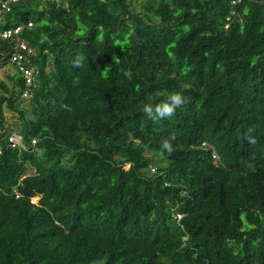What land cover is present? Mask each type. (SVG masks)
<instances>
[{
  "label": "trees",
  "instance_id": "trees-1",
  "mask_svg": "<svg viewBox=\"0 0 264 264\" xmlns=\"http://www.w3.org/2000/svg\"><path fill=\"white\" fill-rule=\"evenodd\" d=\"M10 5L38 76L0 39V264H264V0Z\"/></svg>",
  "mask_w": 264,
  "mask_h": 264
},
{
  "label": "built area",
  "instance_id": "built-area-1",
  "mask_svg": "<svg viewBox=\"0 0 264 264\" xmlns=\"http://www.w3.org/2000/svg\"><path fill=\"white\" fill-rule=\"evenodd\" d=\"M17 0H3L0 4V20H4L6 14L11 9V2ZM239 0H233V3L236 4ZM233 13H236L235 11ZM230 19V17L228 18ZM25 24L20 23L19 25L13 28L0 29V39H11L13 37L17 38V46L11 54V62L15 63L17 68L23 74L26 84L28 87L23 91L22 96L24 98H30L32 96L31 87L36 84V79L38 76V71L36 67L31 64H27L29 61V54L33 52V49L28 45L27 41L20 37L19 34L22 32ZM28 27L33 26V22H28ZM9 145L17 148L20 151L28 149V145L24 141L23 135L18 132H12L8 136ZM33 144H36V140H33ZM1 152V148H0ZM19 196V194H17ZM181 216V215H179Z\"/></svg>",
  "mask_w": 264,
  "mask_h": 264
},
{
  "label": "clouds",
  "instance_id": "clouds-1",
  "mask_svg": "<svg viewBox=\"0 0 264 264\" xmlns=\"http://www.w3.org/2000/svg\"><path fill=\"white\" fill-rule=\"evenodd\" d=\"M82 56L75 58L74 67L82 66ZM185 103V98L180 92H171L167 95L166 99L160 103L153 105L152 103H145L141 106V110L147 116V118L153 122H159L165 118H171L175 115L177 108L181 107ZM175 139V135L172 134L168 138L164 139L161 143V149L167 151L169 154L173 152L172 141Z\"/></svg>",
  "mask_w": 264,
  "mask_h": 264
},
{
  "label": "rangeland",
  "instance_id": "rangeland-1",
  "mask_svg": "<svg viewBox=\"0 0 264 264\" xmlns=\"http://www.w3.org/2000/svg\"><path fill=\"white\" fill-rule=\"evenodd\" d=\"M15 71H16L15 66L12 63H9V65H7L5 68L0 69V78L6 79L7 78L6 74H8V73L12 74ZM24 104H25V102H24ZM5 112H6V116H7V119H8V124L12 123V122L19 121L18 120V116H17L16 113H14V112H12L10 110H7V109H6ZM128 167H129V165L125 166V168H128ZM33 200L35 202H37L38 201V197H34Z\"/></svg>",
  "mask_w": 264,
  "mask_h": 264
}]
</instances>
